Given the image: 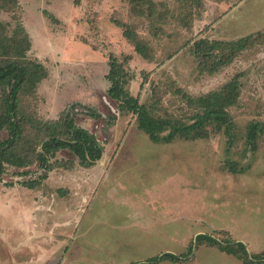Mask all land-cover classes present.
Wrapping results in <instances>:
<instances>
[{"label":"rangeland","instance_id":"rangeland-1","mask_svg":"<svg viewBox=\"0 0 264 264\" xmlns=\"http://www.w3.org/2000/svg\"><path fill=\"white\" fill-rule=\"evenodd\" d=\"M17 1L15 9H0V20L10 32L18 22L25 26L29 56L47 68L37 89L38 114L57 119L71 111L104 154L85 167L60 150L47 178L32 189L23 181L40 176L41 166H7L0 178V264H149L164 252L189 250L185 261L153 264H244L198 242L203 233L264 253V133L257 150L247 144L249 124L264 123V0H203L199 7L153 0L144 14L128 0ZM117 21L147 44V57ZM248 35L254 43L231 63L203 70L196 40ZM110 53L123 63L130 93L153 116L169 120L192 122L197 110L188 96L217 90L239 74V102L229 109L234 145L213 126L205 138L151 140L137 115L121 114L108 93Z\"/></svg>","mask_w":264,"mask_h":264},{"label":"trees","instance_id":"trees-1","mask_svg":"<svg viewBox=\"0 0 264 264\" xmlns=\"http://www.w3.org/2000/svg\"><path fill=\"white\" fill-rule=\"evenodd\" d=\"M82 0H74L80 4ZM137 14H144L145 8H154L153 0H128ZM190 6H201L203 0H180ZM191 3V4H190ZM17 0H0V9H15ZM45 14L54 19L48 11ZM124 27L123 35L135 46L143 56H148L147 44L138 37L136 31L124 22L117 21ZM9 25L0 20V132L5 131L6 137L0 138V178L7 171V166L26 168L38 164L44 172L37 178L23 181L28 188H36L42 179L47 178L51 170V159L60 150L68 149L78 158L82 166L91 167L102 158L104 148L97 137L76 123L73 114L65 113L57 119H43L36 109V97L39 83L48 76L46 66L38 59L29 56L31 37L25 26L18 22L9 31ZM254 43V37L248 35L237 40L223 41L200 38L194 43V51L199 55L203 70L215 72L231 63L244 49ZM109 95L119 101L121 114L133 112L137 115L139 127L144 130L154 142H172L177 137L198 139L208 137L210 127L223 130L233 146L236 139L235 123L229 111L231 106L239 102L241 81L237 74L217 90H211L198 97L188 96V102L195 106L196 113L192 122L169 120L153 116L148 107L140 102L139 96H134L126 88L127 72L123 63L110 53ZM65 113V114H64ZM93 116H97L92 113ZM169 127V128H168ZM169 129L168 133H164ZM264 133V123L252 122L248 126L247 144L252 150L258 148V138ZM29 171L20 172V174ZM198 242L216 245L228 254L234 255L244 264H264V253L251 254L247 245L237 240H220L211 234H199ZM188 254L164 252L148 261L149 264L169 260L182 262L188 259Z\"/></svg>","mask_w":264,"mask_h":264}]
</instances>
